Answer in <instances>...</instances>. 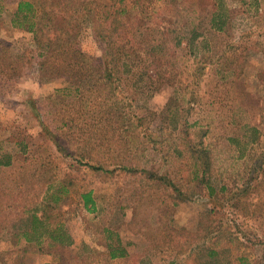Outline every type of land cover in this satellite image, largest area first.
Wrapping results in <instances>:
<instances>
[{"label":"rangeland","instance_id":"obj_1","mask_svg":"<svg viewBox=\"0 0 264 264\" xmlns=\"http://www.w3.org/2000/svg\"><path fill=\"white\" fill-rule=\"evenodd\" d=\"M17 1L0 0V264H264V0H156L151 28L110 15L106 43L116 1L76 0L100 76L41 69Z\"/></svg>","mask_w":264,"mask_h":264},{"label":"trees","instance_id":"obj_2","mask_svg":"<svg viewBox=\"0 0 264 264\" xmlns=\"http://www.w3.org/2000/svg\"><path fill=\"white\" fill-rule=\"evenodd\" d=\"M113 3L114 10L107 12L106 15H97L95 17L96 27H100L98 33L102 38V41H111L106 39V34H104L103 24H107L108 18L111 15V25L112 21L117 23V27L121 28H131V31H141L142 29L151 28L149 25L150 18L153 13V6L156 0H115ZM76 0H18L15 11L13 12L11 23L13 26L25 28L31 31L33 34V40L38 49L39 64L41 69L48 62L52 63V68L56 72H63L64 70H69L73 72L76 68L80 72L88 67V62L94 59L92 56L85 53L79 44L78 37L80 34L81 24L86 20L88 14L86 10L78 9L75 5ZM104 13V11H103ZM112 14H114L112 18ZM110 20V19H109ZM136 20V24H135ZM224 13H215L210 17L211 27L216 29H222L225 24ZM102 27V28H101ZM136 27V29H135ZM163 30L169 28L167 26H160ZM199 34L193 31L192 38L197 37ZM112 36V35H109ZM181 44V40L178 41V45ZM154 45L148 46L146 48L145 57H142L138 62L142 64V68L147 71L149 83L147 88H152L156 79L151 71L155 70L158 66H161L164 61H162L163 56L154 49ZM106 52L110 53L106 47L103 48V61L107 60ZM117 58L119 53L117 52ZM132 56H135V47L129 53L130 60L132 61ZM120 59V58H119ZM133 67V68H132ZM131 70L137 67L134 65ZM90 68L88 67V73L90 74ZM93 76H100L95 73L94 70L91 71ZM69 76L66 75V77ZM106 74H103L105 77ZM107 76H111L107 72ZM153 84V85H151ZM256 130V127H252ZM203 179V177H202ZM177 190V189H176ZM179 190V189H178ZM82 199L84 206L88 210H93L95 208L94 200L92 199L91 192L82 193ZM110 233V232H109ZM63 237L58 244L68 245L72 243L71 237L63 230L59 233ZM111 236V235H109ZM108 255L111 259L125 257L128 255V250L126 246L123 245L121 240L117 237V243H112L109 241L107 243Z\"/></svg>","mask_w":264,"mask_h":264}]
</instances>
